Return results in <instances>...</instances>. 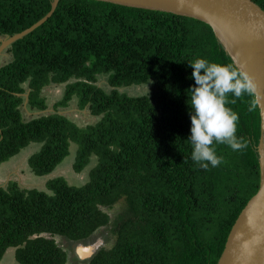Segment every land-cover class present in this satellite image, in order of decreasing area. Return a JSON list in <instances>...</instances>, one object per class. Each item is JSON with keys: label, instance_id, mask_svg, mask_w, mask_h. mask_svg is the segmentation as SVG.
Instances as JSON below:
<instances>
[{"label": "trees", "instance_id": "trees-1", "mask_svg": "<svg viewBox=\"0 0 264 264\" xmlns=\"http://www.w3.org/2000/svg\"><path fill=\"white\" fill-rule=\"evenodd\" d=\"M253 1L264 10V0ZM51 9L52 0H0V40ZM7 53L11 60L0 67V167L37 146L28 166L47 177L72 144L76 173L96 164L81 186L54 177L45 190L15 181L0 187V264L12 248L19 264H218L260 188L262 117L254 93L229 104L247 147L215 145L223 162L207 170L192 161L188 61L207 58L240 72L212 27L172 13L60 0L52 17ZM51 85L65 87L54 111L27 119L26 110L49 109L43 92ZM136 87L148 90L129 94ZM74 101L93 123L80 126L59 113ZM99 237L104 245L92 257H75L77 245Z\"/></svg>", "mask_w": 264, "mask_h": 264}, {"label": "water", "instance_id": "water-1", "mask_svg": "<svg viewBox=\"0 0 264 264\" xmlns=\"http://www.w3.org/2000/svg\"><path fill=\"white\" fill-rule=\"evenodd\" d=\"M130 8L172 13L193 18L212 27L216 37L240 72L255 85L254 94L262 117L258 147L261 179L258 193L248 202L228 237L218 264H264V10L253 0H95ZM36 24L0 40V56L17 41L42 26L58 7ZM102 238L92 245L79 244L77 257L86 260L100 248Z\"/></svg>", "mask_w": 264, "mask_h": 264}, {"label": "clouds", "instance_id": "clouds-1", "mask_svg": "<svg viewBox=\"0 0 264 264\" xmlns=\"http://www.w3.org/2000/svg\"><path fill=\"white\" fill-rule=\"evenodd\" d=\"M191 78L188 96L191 121L188 142L191 144V159L199 167L207 170L217 167L223 157L216 153L217 144H226L232 151H242L247 147L242 137L237 136L239 114L229 104H236L245 94L251 96L255 85L251 78L238 72L232 64L212 62L207 58L188 61ZM231 94L232 99H229ZM255 108L249 104V111Z\"/></svg>", "mask_w": 264, "mask_h": 264}, {"label": "rangeland", "instance_id": "rangeland-1", "mask_svg": "<svg viewBox=\"0 0 264 264\" xmlns=\"http://www.w3.org/2000/svg\"><path fill=\"white\" fill-rule=\"evenodd\" d=\"M10 60H11L10 54L5 53L1 55L0 67L3 64H7V62ZM101 85H105L104 78L101 79V81L99 82V86ZM64 88L65 87L63 85L60 86L51 85L45 88L43 93L48 100L49 109L44 113L30 112L29 110H26L25 117L27 119H30L31 117L34 116L38 117L41 114H47L53 112L54 111L53 105L62 99ZM147 90H148L147 87L131 88L129 89V94L139 95L146 93ZM59 113L67 115L80 126H86L89 123H93L95 120L94 118L88 115V112L86 110L78 109L75 101L72 102L69 108L59 110ZM37 150H38L37 146H31L28 149L24 150L19 156H16L10 161L2 164L0 167V187L1 186L5 187L10 181H15L18 182L20 186L26 189L39 188L41 190H45L47 181L54 177H64L71 185L81 186L88 181L90 170L96 164L95 161L94 162L92 161V164L86 170H84L82 173H76L74 171L73 164L75 161L78 146L72 144L71 155L56 169V171L52 175L43 178L37 177L34 175V173L31 171V169L28 166V158ZM119 206L120 204L116 206V209ZM100 238L101 237L97 238L94 243H96ZM57 241L69 254L73 253L71 250L72 246L69 245L68 242L64 241L61 238H57ZM103 245H104V241L101 242L100 247ZM15 254H16V249L14 248L9 249L5 254V256L3 257L2 262L5 261L4 262L5 264H19L18 262H16L17 260L15 261ZM76 256L77 255H75V257Z\"/></svg>", "mask_w": 264, "mask_h": 264}, {"label": "crops", "instance_id": "crops-1", "mask_svg": "<svg viewBox=\"0 0 264 264\" xmlns=\"http://www.w3.org/2000/svg\"><path fill=\"white\" fill-rule=\"evenodd\" d=\"M15 261H16V257H15ZM4 262H5V261L1 262V264H5ZM16 262H17V261H16Z\"/></svg>", "mask_w": 264, "mask_h": 264}]
</instances>
